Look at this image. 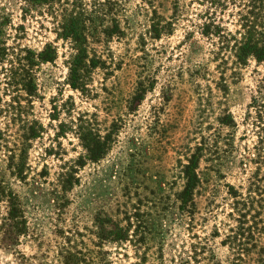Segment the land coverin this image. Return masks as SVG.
<instances>
[{
    "label": "rangeland",
    "instance_id": "obj_1",
    "mask_svg": "<svg viewBox=\"0 0 264 264\" xmlns=\"http://www.w3.org/2000/svg\"><path fill=\"white\" fill-rule=\"evenodd\" d=\"M66 1L23 21L22 0H0V10L12 16L14 27L23 26L9 32L8 46H14L17 34L22 46L40 49L52 43L58 52L53 64L38 70V98L23 110L25 120L45 128L40 138L29 141L25 181L10 175V154L6 146L0 149L3 181L20 197L27 220L28 235L18 251L33 257L29 262L34 264H61L63 247L98 250L94 219L102 214L124 226L128 218L131 231L136 226L150 233H145L149 264H160L152 255L159 246L161 264H179L178 254L184 257L189 245L200 242L194 236L211 248L214 261L226 264L227 249L220 243L234 223L228 218V186L243 195L249 187L264 193V105L257 112L251 108L264 63L234 62L232 46L240 39L237 3L215 9L208 0H83L86 6L96 3L92 19L97 29L91 35L99 36H90L89 49L105 66L92 71L80 92L67 82L70 49L56 36L58 9ZM112 18L122 34L105 40L99 31ZM158 22L164 30L154 39L152 25ZM206 24L203 31L210 30V36L202 34ZM4 77L0 71V97L8 101ZM55 115L58 120L52 121ZM225 115H231L233 126L220 124ZM78 118L102 136L111 131L113 143L102 161L77 170L78 185L62 192L59 175L84 152L71 132L57 138L56 127L76 125ZM5 123L0 120V127L12 142L17 127ZM197 145L202 147L200 186L190 221L178 210V195L182 167ZM3 209L1 204V214ZM103 251L110 252L112 264L135 262L131 248L121 251L125 258L110 245ZM17 263L11 251L0 247V264Z\"/></svg>",
    "mask_w": 264,
    "mask_h": 264
},
{
    "label": "trees",
    "instance_id": "obj_2",
    "mask_svg": "<svg viewBox=\"0 0 264 264\" xmlns=\"http://www.w3.org/2000/svg\"><path fill=\"white\" fill-rule=\"evenodd\" d=\"M59 0H22L20 7L21 19L23 21L33 19L36 16H43L47 9ZM66 5H61L58 9L60 18L56 36L68 44L70 53L66 61L67 82L76 91L84 92L87 81L93 70L103 68L105 65L101 59L89 49V38L99 36L91 35L92 30L97 26L92 19L96 3L86 6L83 0L74 1ZM109 2V1H108ZM209 5L215 9H224L226 3L238 6L239 16V40L232 46L233 57L237 65H246L250 60L261 64L264 63V0H208ZM99 6H101L99 4ZM203 25L202 31L209 26ZM101 26V25H100ZM154 39H159L164 30L160 23L152 25ZM22 25L14 27L12 16L2 9L0 10V71L4 73L3 92L9 97L8 101H3L0 97V120L5 119L7 127L16 126L17 136L12 142L7 141L3 129L0 127V149L7 148L8 165L7 170L10 175L19 181H25L29 141L40 138L45 133L44 126L37 121H27L23 118L25 107L31 109L32 100L38 98L37 72L44 64H53L58 58L56 47L52 43H45L40 49H33L22 46L19 43L18 35L13 37L14 46H8L9 32L21 31ZM104 39L119 37L120 31L116 19H111L109 23L99 31ZM203 31L202 34L210 36L211 32ZM217 34H219L216 31ZM96 34V33H95ZM214 34V33H213ZM7 66V67H6ZM258 97L253 99L251 108L255 112L264 105V76L258 85ZM24 94V97L23 95ZM137 102L142 100L139 96ZM22 101L27 106L22 105ZM56 110V109H55ZM52 121L58 120L53 116ZM77 124L67 125L60 123L57 125L56 137H63L68 132L75 135L79 146L84 152L73 160V165L69 170L59 175V187L62 192L70 191L78 185L79 179L76 177L77 170L85 167L87 162L98 163L102 161L111 150L112 132L100 135L89 121L77 119ZM221 125L233 126L231 115H225L220 120ZM74 126V129L73 127ZM11 143V148L8 146ZM5 144V145H2ZM202 147L197 145L191 155L187 158L181 170L184 185L178 195V210L185 219L193 221L195 209V195L200 186L198 174L199 162L201 160ZM43 170L39 176H45ZM228 193L232 200L231 212L228 218L234 223L228 227L221 245L227 249L225 257L226 264H264V193L263 196L258 191L247 188L245 195L233 186H228ZM3 205V213H0V247L5 251H11L17 264H34L29 262L33 257H25L18 246L21 238L28 235L27 220L24 215L22 202L18 194L5 186L3 174L0 172V205ZM136 217V216H134ZM96 231L94 233L98 242L95 247L98 250L77 247L62 248L59 251L61 264H112L107 257L109 251H103L104 245H110L114 254L124 258L128 257L122 253L126 248H131L134 253L135 262L130 264H149L148 252L151 250L147 244L145 233L140 227L131 231L130 219L126 218L127 224L114 221L108 215H98L94 219ZM217 234V228H214ZM200 242L197 245H189V252L185 256L179 255L183 259L179 264H221L214 261L215 257L209 246L202 242L198 236H194ZM155 262L162 263V246L152 253ZM117 262L121 264V260ZM36 264H47L39 261ZM157 264V263H150Z\"/></svg>",
    "mask_w": 264,
    "mask_h": 264
}]
</instances>
